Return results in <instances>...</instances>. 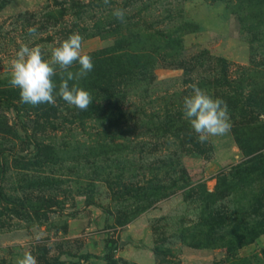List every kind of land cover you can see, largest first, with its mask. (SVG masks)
<instances>
[{"label": "rangeland", "instance_id": "obj_1", "mask_svg": "<svg viewBox=\"0 0 264 264\" xmlns=\"http://www.w3.org/2000/svg\"><path fill=\"white\" fill-rule=\"evenodd\" d=\"M65 1L0 0V264H15L25 252L37 264H220L223 250L192 248L187 235L198 233L201 204L198 193L186 194L197 184L212 193L218 176L229 181L232 168L264 157V0H97L84 12ZM115 8L125 10L124 22L113 17ZM72 33L83 37L94 65L119 56L114 68L129 77L128 122L91 107L85 115L59 97L55 105L22 104L9 85L21 44L39 46L49 60L50 47ZM53 80L59 85L58 68ZM192 84L226 104L240 93L239 104L227 108V135L201 143L189 122L188 132L172 137L143 135L134 125L145 114L155 127L182 110ZM171 154L178 167L158 170L157 161ZM146 183L163 185L164 196L135 211L144 202L123 186ZM232 199L216 205L229 212ZM263 250L264 234L238 253L264 264Z\"/></svg>", "mask_w": 264, "mask_h": 264}, {"label": "trees", "instance_id": "obj_2", "mask_svg": "<svg viewBox=\"0 0 264 264\" xmlns=\"http://www.w3.org/2000/svg\"><path fill=\"white\" fill-rule=\"evenodd\" d=\"M96 1L67 0L65 3L70 10L84 12L89 8H97L98 3ZM169 42H171L170 45L173 48L176 47V54H178L177 51L180 50L178 39L174 38ZM167 47L171 48L169 45ZM114 56L99 60L98 66L94 65L93 70L86 77L78 80L80 87L87 90L92 96V103L84 112L86 115L91 107L99 113L100 117L105 116L110 120L116 118L128 122L129 112H126L122 107L127 93L129 77L124 72V68L118 70L114 68V60H120L119 56ZM178 66L183 69L185 64L180 61ZM235 96V100L232 98L226 99L228 101L227 108H235L239 104L237 97L240 96V93H235ZM139 114H142V112ZM145 116L144 114V120ZM182 116H184L183 108L182 110H176L172 116L165 115L162 121L159 120L161 117H158L159 122L156 119L158 123L155 127H152L150 120L142 121L143 118L141 120L136 119L137 124L134 125H138L139 128L144 130L142 131L143 135L149 131H152V133L158 131L172 137L179 132H188V120L186 118V120H182ZM233 134L235 136V129H233ZM191 145L194 148L197 147L195 142ZM176 157V154H171L168 158L163 157V160L157 161L160 163L157 169L175 170L178 167ZM152 170H154L153 167ZM232 170L228 176L229 181L223 176L217 177L216 188L212 193L205 192L201 184L189 189L192 192L188 191L186 195L190 197L192 193H195V195L198 193L196 198L200 201L201 208L198 220L193 226L195 232L198 233H191L187 236L192 240L194 246L192 248L223 250L224 255L220 264H251L253 260L257 259L256 255L239 256L238 252L242 248L252 245L259 236L264 234V157L257 154L251 160L244 162L241 167L236 166ZM182 173L184 174V172ZM135 185L133 187L129 185L128 190L123 186L125 195H129L138 201L141 198L140 201L144 202V205L136 207L135 211L148 208L154 196L160 194L164 196V193H162L165 190L163 185L146 183L144 189L137 188ZM186 186L188 185H180L178 189H184ZM134 187L136 188L134 189ZM138 190L142 191L140 196ZM132 192L133 195L130 194ZM231 195H233L232 201L234 203V208L231 211H224V206L216 205L219 203L218 201ZM262 255L264 256V250Z\"/></svg>", "mask_w": 264, "mask_h": 264}, {"label": "clouds", "instance_id": "obj_3", "mask_svg": "<svg viewBox=\"0 0 264 264\" xmlns=\"http://www.w3.org/2000/svg\"><path fill=\"white\" fill-rule=\"evenodd\" d=\"M103 3L107 6L110 0H103ZM112 15L124 22L125 10L115 8ZM36 31L34 26L28 28L30 35ZM82 42L83 37L79 33H72L58 46L50 47L49 60L43 58L39 46L21 44L15 58L11 60L8 81L13 89L19 91L20 102L33 107L55 105L59 97L69 106L87 110L92 103L91 94L77 84L69 85L70 81L86 77L94 68L91 56L82 51ZM74 64L79 65L77 71L71 70ZM57 68L59 85L53 80L57 76ZM189 87L192 94L183 98V115L197 134L198 141L203 143L209 137L227 135L231 130V122L226 102L220 98L214 99L196 84ZM15 264H37V259L30 252H25L22 258L16 259Z\"/></svg>", "mask_w": 264, "mask_h": 264}]
</instances>
